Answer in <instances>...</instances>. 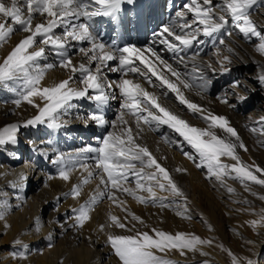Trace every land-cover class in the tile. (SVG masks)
I'll use <instances>...</instances> for the list:
<instances>
[{"label": "bare ground", "instance_id": "6f19581e", "mask_svg": "<svg viewBox=\"0 0 264 264\" xmlns=\"http://www.w3.org/2000/svg\"><path fill=\"white\" fill-rule=\"evenodd\" d=\"M160 1L135 0L133 4H125L117 21L108 17L92 18L90 23L94 34L97 40L116 48L126 45H134L142 49L152 47L163 60L173 64L182 73L190 72L191 63L188 68L178 63L177 56L169 52L166 45L159 42L163 37L158 35L163 26L176 23L175 13L183 10V5L189 0H178L177 5L176 3L168 5L167 20H164V11L161 9ZM216 1L218 0H214V4ZM168 2L170 3V0ZM129 7L135 9L139 27L137 38H132L126 26V14ZM263 14L264 0H256L251 9V17L262 33H264ZM187 19L191 21L190 14ZM37 22H43L39 16L34 19V23ZM112 22L115 25L114 29L110 25ZM103 23H107L106 29L102 27ZM115 29L119 37L118 45L113 42ZM62 31V28L57 29L56 34L59 35ZM222 33V36L216 34L212 38L201 35L199 40L203 43L196 42L191 49L179 53V56H184L186 59L198 53L197 63L201 65L205 79L211 81L203 95H196L195 91L188 90H185V95L205 109L226 116L247 146L248 151L246 152L237 149L241 161L253 168L259 166L264 169V147L260 143L264 141V135H261L259 131L255 133L251 131L253 127L257 129L261 127L258 121L264 117V85L258 80V76L264 72V56L255 50L260 40L257 37L245 38L235 26L230 29L227 24ZM24 35L22 31L16 30L9 40L0 46V60ZM220 38L225 40V44H219ZM69 44V54L73 64L79 65L82 60L87 63L78 49L90 48L91 45L88 42H69ZM229 47L233 49L231 53L239 61L230 59V63L225 62L230 70L222 72L217 63V49H219L220 57L229 56ZM145 55L156 62L151 53L145 52ZM248 55L255 58L257 63L253 61L256 65L248 60ZM40 63L42 65L57 64L58 57L46 49L45 57ZM208 63L212 64L215 71L207 68ZM241 63H244L246 67L243 74ZM136 65L142 67L139 61H136ZM116 66H118L117 62H109V68ZM70 75L73 74L68 69L56 66L48 70L41 86H50L60 80L68 79ZM78 76L77 73L73 77V87L81 86ZM104 76L107 81L113 83L118 82L122 77L137 81L148 91L159 96L164 105L190 124L201 128L207 127L203 119L180 105L174 94L169 92L167 96L161 95L162 89L155 77H152L156 85L154 87L136 73L129 72L125 76L122 72H113L106 68ZM233 81H239L242 86L233 89L231 87ZM110 91L117 99H111L101 109L105 119L110 122L109 124L101 127L91 123L85 127L82 120L77 117L95 111L96 105L86 99L74 100L73 103L78 107L62 117L67 122L64 127L60 129H49L46 125L21 127L18 132V143L0 149V200H7L9 205L5 220H0V244L4 243L3 239L11 244V255L8 258L0 256V264H119L118 258L106 243L107 235L109 233L134 234L136 230L148 231L152 234V229L172 234L191 233L202 239L213 241L211 245L200 246L202 251L208 255H201L199 251H189L187 255H180L175 250L168 251L165 258L177 264H184L195 258L206 259L209 264H231L227 250H231L240 257L252 258L257 264H264V226L258 225L254 229L247 223L250 220L259 219L257 214L264 209V199L260 198L264 197V186L252 182L241 183L238 179L231 177H226L223 184L214 177L209 179L206 175V166L197 168L196 165L200 163L199 159H189L184 155L187 152L194 157L198 156L195 149L166 125H161L159 129L142 126L143 130L139 131L136 139L138 143L146 145L169 171L176 184L184 192L186 201L182 197H173L171 193L158 188L154 189L157 196L166 198L164 204L169 206L161 207L159 201L156 204L141 203L127 194L117 192L116 195L122 202L121 205L114 204L105 196L98 200L94 210L90 213L91 219L85 223L84 227L73 226L75 213L72 209L78 208L89 199L90 194L97 190L99 176L94 175L88 184L83 185L78 198L74 199L71 195L66 197L64 193L69 192L71 187L79 183L87 173L76 165L71 172V179L64 181L58 178L59 165L53 164L51 160L55 158L56 153L72 156L87 145L96 147L99 145L97 137H102L108 131H119V128L111 127V122L117 120L122 101L119 99L118 89ZM242 96L247 99L241 100L239 97ZM169 97L173 100L168 99ZM218 97H226L228 103H222ZM16 98L12 91L0 87V127L13 122L22 124L23 121L36 114V109L26 102H22L19 107L14 105L12 101ZM36 102L43 103L39 99ZM125 119L129 121L133 132L136 133L138 130L135 127L134 118L126 113ZM217 134L225 135L219 130ZM165 137L170 142H166ZM72 138L74 141L71 143ZM80 159L83 160L84 157L81 156ZM222 160L229 164L235 162L227 157H223ZM86 162L94 170V160L87 159ZM177 168L186 171L177 172ZM21 174L27 177L23 182L19 180ZM256 174L264 178L261 173ZM49 176L53 179H48ZM9 182H15L21 186L13 189ZM29 182H32L30 187ZM125 186L135 188V178L129 176V181ZM100 187L103 188L102 185ZM228 187H232L235 191L229 193ZM33 190L36 191L33 192ZM138 194L148 195L146 192ZM185 208L187 209L186 216L178 215ZM110 213L120 217L128 228L122 230L109 227ZM132 213L141 217L143 223L133 220ZM125 216H127L126 220ZM188 216L190 219L187 218ZM37 218L40 224L39 231L36 230ZM198 218L200 219L197 220ZM198 221L204 223L203 228L197 224ZM5 223L9 227H5ZM100 225H105L104 230H100ZM133 225L135 229H132ZM88 226L91 229L87 230ZM15 240L21 243L15 244ZM49 244L52 246L49 247ZM14 252H23L26 258L19 256L13 258L12 253Z\"/></svg>", "mask_w": 264, "mask_h": 264}, {"label": "snow or ice", "instance_id": "6c2138e0", "mask_svg": "<svg viewBox=\"0 0 264 264\" xmlns=\"http://www.w3.org/2000/svg\"><path fill=\"white\" fill-rule=\"evenodd\" d=\"M135 0H0V46L6 43L11 35L20 30L25 35L19 39L14 47L0 60V87L12 91L16 99L12 101L19 107L26 102L36 109V114L23 123L13 122L0 127V149L8 145L18 143V132L21 127L46 125L49 129H60L66 125L63 116L68 115L71 110L78 106L74 100H88L94 102L96 110L77 118L81 119L84 126L94 123L97 126H104L110 122L105 119L101 109L111 99H117L110 90H119V99L122 101L121 111L117 120L111 122L113 129L119 131H108L102 137H97L99 145L94 147L87 145L72 156L64 153H56L51 162L59 165L58 178L64 181L71 179V172L76 165H79L87 175L77 184H74L70 191L64 193L67 197L71 195L74 199L81 195L82 187L88 184L94 175L99 176L97 190L90 194L89 199L78 208L72 209L75 213L73 226L84 227L91 219L90 213L98 200L107 197L114 204L121 205L117 192L127 194L141 203H153L158 201L161 207L166 198L157 196L154 189L171 193L173 197H186L182 189L176 184L169 171L158 161L146 145L137 142L139 131L142 126L159 129L166 125L190 145L198 156L194 157L184 153L189 159H199L196 166H206L207 177L215 178L222 184L226 177L238 179L241 183L252 182L264 186V178L256 173L264 175V169L259 166H249L241 161L237 149L248 151L247 146L241 140L237 130L231 126L230 121L224 115L213 113L202 105L194 102L185 95V90L195 91L196 95H203L211 83L205 79L201 65L197 63L198 53L187 59L179 56L194 46V43L203 41L199 36L212 38L216 34L223 35L222 30L231 19L235 28L245 38L257 37L260 42L255 46L256 52L264 56V33L258 29L256 22L251 17V9L256 0H222L219 10L214 8V0H189L183 5V10L175 13L176 23L165 25L159 32L160 43L166 45L169 52L175 54L178 63L188 68L191 63V71L182 73L173 64L163 60L152 47L142 49L134 45H126L120 48L108 46L97 40L93 27L90 23L94 17H108L113 21L119 19L125 4H133ZM192 19H187L188 15ZM39 16L43 22L34 23ZM11 21V23H9ZM63 29L57 35V29ZM231 35V33H227ZM69 42H88L90 48L81 47L78 51L82 54L83 60L79 65L73 64L69 54ZM219 44H225L223 38ZM39 45V46H37ZM74 46V45H73ZM46 49L50 50L56 57L58 63L41 64L45 57ZM232 52L231 47L228 48ZM145 52L151 53L155 61L150 60ZM217 63L222 72L230 69L225 62L230 63V57H220L217 49ZM139 61V65H136ZM109 62H117L116 67L109 68ZM158 65L163 66L160 68ZM59 66L68 69L73 75L68 79L60 80L50 86H41L48 70ZM113 72L136 73L143 77L149 84L156 86L152 77L159 81L162 89L161 95L167 96L169 92L175 95L180 105L185 106L193 115H198L207 123V127H197L183 119L179 114L164 105L160 97L154 92L148 91L141 83L132 79L122 77L118 82L113 83L106 80L104 69ZM207 68L215 69L211 63ZM79 74V87H73V77ZM259 82L264 85V72L258 76ZM239 81H233V89L241 87ZM246 100L247 97H239ZM37 99L43 103H37ZM218 99L227 104L226 97ZM130 114L135 120V127L138 130L133 132L125 114ZM261 127H253L252 132L259 131L264 135V117L258 121ZM225 133L218 135L217 131ZM166 142H170L167 137ZM264 147V141H261ZM88 154H94L89 156ZM83 156L84 159H80ZM223 157L230 158L234 163H226ZM87 159L94 160V170L86 162ZM177 172L186 171L176 169ZM129 176L135 178V188L125 186ZM27 177L19 176L21 182ZM48 179H53L49 176ZM13 189L21 185L9 182ZM103 186L101 189L100 186ZM229 193L235 190L228 187ZM148 193L147 196L138 194ZM264 199V197H260ZM59 199V198H57ZM247 202V201H245ZM9 210L7 200H0V220H5V214ZM127 211V210H126ZM254 211V210H253ZM187 209L179 212L178 215L186 216ZM259 219H253L247 223L254 229L260 225L264 226V209L257 214ZM132 219L143 223L141 217L131 214ZM187 218L190 219V216ZM109 227L127 229L128 225L120 217L109 214ZM127 219V216L124 217ZM36 230L39 231V219L36 220ZM5 227H9L5 223ZM104 230L105 225H100ZM135 229V225L132 226ZM131 231V229H130ZM20 244L19 240L14 241ZM106 243L110 246L113 254L118 258L119 264H175L166 259L168 251H178L180 255H187L189 251H199L201 255H208L203 252L202 245H211L210 239H202L200 236L176 232L175 234L152 229L148 231L136 230L134 234H113L107 235ZM52 245L49 244V247ZM231 264H257L252 258L240 257L231 250H227ZM26 258L23 252L12 253L13 258ZM204 264H208L207 261Z\"/></svg>", "mask_w": 264, "mask_h": 264}, {"label": "rangeland", "instance_id": "374dc122", "mask_svg": "<svg viewBox=\"0 0 264 264\" xmlns=\"http://www.w3.org/2000/svg\"><path fill=\"white\" fill-rule=\"evenodd\" d=\"M161 3V9L164 11V13H163V17H164V20H167V17H165L166 16V11L164 10V0H161L160 1ZM170 2H171V0H170ZM173 2V3H172ZM172 2H171V5H173V4H175L176 3V5L179 3L178 2V0L176 1V0H172ZM221 3H222V1L221 0H218V1H216L215 2V4H214V8H216V9H219V7H220V5H221ZM159 4V5H160ZM168 5H170V4H168ZM168 7V6H167ZM168 9V8H167ZM166 9V10H167ZM127 15V14H126ZM264 15V14H263ZM126 22H127V16H126ZM128 23V22H127ZM227 25H228V27H230V29H232V28H234V26H233V22L231 21V19H229V22L227 23ZM126 26H127V24H126ZM128 28V27H127ZM128 32H129V29H128ZM138 35H139V33H138ZM240 46V45H239ZM228 53H229V57H230V59L231 60H234V61H239V59L234 55V54H232L231 52H229L228 51ZM248 60L249 61H251V62H253V63H257V61L255 60V58H253V57H251V56H249L248 55ZM255 62H254V61ZM241 62V61H240ZM240 62H238V63H240ZM256 63H255V65H256ZM242 64V66H241V71H242V74H243V70L245 71V65H244V63H241ZM252 73V72H251ZM168 99H171V100H173V98L172 97H169ZM175 101V100H174ZM32 135H34V134H32ZM76 135H79V134H76ZM73 138H75V137H73ZM73 138L70 140V142L72 143V141H74L73 140ZM22 154H23V151H22ZM25 155V154H24ZM41 161V160H40ZM53 167V166H52ZM32 184V182H29V187H30V185ZM34 191H36V190H33V192ZM72 216H74V215H72ZM200 218H198L197 220H199ZM201 228H203V226H204V223L203 222H201V221H198V223H197ZM89 229H91L89 226L87 227V230H89ZM2 237H3V235H2ZM231 239V238H230ZM4 240V243L3 244H0V256L1 257H4V258H8L9 257V255H11V244H10V242H7V241H5V239H3ZM216 244L217 245H219L217 242H216ZM205 261H207L206 259H199V258H195V259H191L190 261H188L187 263H184V264H204V262ZM208 262V261H207ZM263 263H264V261H263ZM175 264H177V263H175ZM183 264V263H182ZM208 264H209V262H208Z\"/></svg>", "mask_w": 264, "mask_h": 264}]
</instances>
